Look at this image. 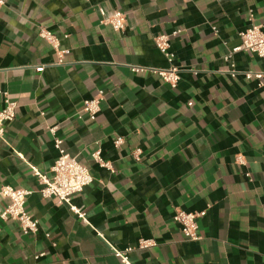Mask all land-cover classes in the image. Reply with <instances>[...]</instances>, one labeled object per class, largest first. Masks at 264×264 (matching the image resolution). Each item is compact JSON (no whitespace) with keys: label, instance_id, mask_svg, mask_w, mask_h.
Returning <instances> with one entry per match:
<instances>
[{"label":"crops","instance_id":"obj_1","mask_svg":"<svg viewBox=\"0 0 264 264\" xmlns=\"http://www.w3.org/2000/svg\"><path fill=\"white\" fill-rule=\"evenodd\" d=\"M4 1L0 111L7 98L18 108L0 139V189L31 192L39 230L0 219V264H122L112 248L129 247L134 264H264V89L244 77L264 62L236 52L240 33L264 31V0ZM100 9L121 11L124 30L101 24ZM42 28L69 51L61 63ZM177 30L176 89L131 71L168 69L154 39ZM97 96L100 113H82ZM47 127L93 177L72 201L85 221L40 193L33 169L51 177L59 157ZM177 210L206 212L201 241L185 239Z\"/></svg>","mask_w":264,"mask_h":264},{"label":"built area","instance_id":"obj_2","mask_svg":"<svg viewBox=\"0 0 264 264\" xmlns=\"http://www.w3.org/2000/svg\"><path fill=\"white\" fill-rule=\"evenodd\" d=\"M5 6V1L0 0V9ZM102 16L101 24L111 26L115 31L121 32L125 28V15L121 11H114L107 16L103 9H100ZM180 31H175L171 35H160L154 39L157 49L164 55L170 63L168 69L150 68L144 66L132 65L131 71L136 75H154L159 77L164 83L172 89H176L181 81V69L173 64L174 55L170 51L171 39L176 37ZM217 34V33H216ZM39 36L46 40L57 52L62 62L65 55L69 54L67 50H59L60 42L57 37L46 29H40ZM241 45L236 52L245 51L257 56L264 62V31L261 26L252 25L251 28L239 34ZM231 55L226 57L230 60ZM247 80H256L259 87L264 89V71L244 73ZM102 98L97 96L84 102L82 113L91 117L96 116L101 111ZM17 102L7 98L4 108L0 111V139H4L7 133V125L14 122L17 113ZM47 130L54 137V147L59 153L54 166L51 169L52 176L48 177L36 168L33 169L34 176L41 185L40 193L44 199L54 200L59 206L66 205L71 213L78 219L85 221V212L79 210L72 203L73 198L81 194L86 187L93 183V177L89 169L80 163L77 158L71 157L63 148V141L57 137V127H47ZM123 139H117L115 145L122 146ZM138 150L135 154H140ZM94 160L103 168L110 169L99 153L93 155ZM243 164V159L237 161ZM31 195L29 190L16 189L11 186H3L0 189V196L9 201L8 206L0 210V219L2 221H13L17 223L24 235H34L39 230V223L26 210V201ZM206 212L188 213L183 210H177L174 215V221L181 226L182 233L186 240L190 242H199L202 237L199 233V219L203 218ZM155 246L153 241H141L139 248L148 249ZM134 251L132 247L124 251L112 248L113 255L120 259L122 264H134L130 260V254Z\"/></svg>","mask_w":264,"mask_h":264}]
</instances>
